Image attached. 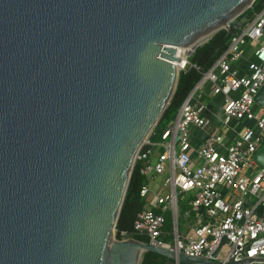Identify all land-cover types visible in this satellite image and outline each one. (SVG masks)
<instances>
[{
	"label": "water",
	"instance_id": "95a60500",
	"mask_svg": "<svg viewBox=\"0 0 264 264\" xmlns=\"http://www.w3.org/2000/svg\"><path fill=\"white\" fill-rule=\"evenodd\" d=\"M255 1L0 0V264L254 262L115 232L136 154L175 93L177 49L190 58ZM255 159L264 168V146Z\"/></svg>",
	"mask_w": 264,
	"mask_h": 264
},
{
	"label": "built area",
	"instance_id": "2783aa9c",
	"mask_svg": "<svg viewBox=\"0 0 264 264\" xmlns=\"http://www.w3.org/2000/svg\"><path fill=\"white\" fill-rule=\"evenodd\" d=\"M244 19L227 50L182 103L173 125L157 140L152 132L138 150L134 167L139 163L146 179L166 176L164 186L171 191L152 194L149 185H144L140 196L147 205L137 214L133 229L154 246L189 258L222 263L253 259L251 264H263L259 260L264 259V168L255 155L264 146V110L256 113L253 107L264 85V7L252 20ZM250 40L258 47L247 59L245 48ZM188 65L189 58L180 71ZM206 96H221L222 103L215 108L204 102ZM244 121L254 126L247 127ZM196 130L205 138L194 148ZM189 193L185 216L194 218V227L183 237L177 227L178 195L186 200ZM169 211L174 225L172 244L163 240L168 236L164 225ZM223 237L228 244L212 258ZM127 239L131 237L122 232L117 240Z\"/></svg>",
	"mask_w": 264,
	"mask_h": 264
},
{
	"label": "trees",
	"instance_id": "16d2710c",
	"mask_svg": "<svg viewBox=\"0 0 264 264\" xmlns=\"http://www.w3.org/2000/svg\"><path fill=\"white\" fill-rule=\"evenodd\" d=\"M264 7V0H256L251 8L245 11L241 16L235 19L228 30H221L216 33L207 43L196 48L193 55L189 58V65L185 71H180L177 87L172 100L165 110L161 120L154 130L152 138L157 140L162 132L168 128L175 119V116L194 89L196 84L201 80L203 75L207 73L217 62L220 56L227 50L232 37L238 33L236 27L246 18L252 20L254 16ZM197 67L198 69H196ZM140 164L137 163L133 169V173L129 182L125 200L122 206L120 217L116 226V238H121V233L125 232L129 237L143 243H149V239L145 234H136L133 229V224L139 212L144 210L147 201L140 196L141 189L148 184V180L141 175L139 171ZM180 196L178 195V206L180 211ZM188 206L183 205L182 211L186 212ZM164 230L168 234L165 238L172 240L170 235L173 231L171 213L165 214ZM179 221V219H178ZM179 227V224H178ZM170 261L161 255L148 252L143 255L141 264H169Z\"/></svg>",
	"mask_w": 264,
	"mask_h": 264
},
{
	"label": "rangeland",
	"instance_id": "374dc122",
	"mask_svg": "<svg viewBox=\"0 0 264 264\" xmlns=\"http://www.w3.org/2000/svg\"><path fill=\"white\" fill-rule=\"evenodd\" d=\"M249 44L252 45L254 48L258 47V44L256 42H254V41L250 40ZM252 52H253V48L248 51V53L246 54L245 58H249L251 56ZM209 91H210V88H209V85H208L206 87V93L209 94ZM207 102L209 104L214 103L215 104L214 106L217 107V106H219V104L222 103V98H221V96H217V97H213V98L211 97V98L207 99ZM263 110L264 109H262L261 107L259 108L258 106L253 107V111L256 112V113L257 112L261 113ZM172 125H173V123L169 127H171ZM243 125H245L247 127H253L254 123L250 122V121H244ZM196 131L199 132L198 130H196ZM147 180H149V182H150V180H152L151 181L152 182V186L155 187V191H159V188H160L161 192H164L165 194L170 193V191H171L170 188H168V187L167 188H162V185L165 182V178L163 176H154L153 178H150V179H147ZM191 196H192L191 193L186 194L185 195V199L186 200H182V198H181L182 196H180V211H179V222H178L179 223V229H178V232H179V234L181 236L185 232H187V230H186L187 228L185 229L184 225L192 226L191 221L193 222V220H194L191 217L185 216L184 212L182 211V206L183 205L188 206L187 202H188L189 199H191ZM169 213H171V211H169ZM173 230H174V226H173ZM115 239H117L116 238V232H115ZM163 240H164L165 243L172 244V240H168L165 237L163 238Z\"/></svg>",
	"mask_w": 264,
	"mask_h": 264
},
{
	"label": "crops",
	"instance_id": "0c3cea01",
	"mask_svg": "<svg viewBox=\"0 0 264 264\" xmlns=\"http://www.w3.org/2000/svg\"><path fill=\"white\" fill-rule=\"evenodd\" d=\"M245 20V19H244ZM252 48H254L252 45H248L246 48H245V57H246V54L248 53V51L250 50V49H252ZM251 57V56H250ZM249 57V58H250ZM249 58H247V59H249ZM208 96H206L203 100H204V102H206L207 104H209L208 102H207V99H209V98H207ZM210 105H215L214 103H212V104H210ZM215 107V106H214ZM216 108V107H215ZM204 138H205V135L202 133V132H197V131H194L193 132V139H192V145H193V147L194 148H197V147H199L200 146V144L203 142V140H204ZM165 179H166V176H163ZM152 180H150V182H149V180H148V185H149V187H150V189H151V192H152V194H165L164 192H161V189L159 188V191H155V187H153L152 186V182H151ZM162 188H167V187H165L164 186V183H163V185H162ZM169 188V187H168ZM167 213H169V212H167ZM171 216H172V214H171ZM192 219H194L193 217H191ZM178 219H179V217H178ZM179 222V221H178ZM191 223H192V226H186V225H184V228L187 230V232H185L182 236L183 237H186L187 235H189V234H191V232H192V229H193V227H194V220H193V222L191 221ZM172 224H173V216H172ZM179 224V223H178ZM174 226V225H173ZM178 227V226H177ZM178 229H179V227H178ZM179 233V232H178ZM171 263V262H170Z\"/></svg>",
	"mask_w": 264,
	"mask_h": 264
},
{
	"label": "bare ground",
	"instance_id": "6f19581e",
	"mask_svg": "<svg viewBox=\"0 0 264 264\" xmlns=\"http://www.w3.org/2000/svg\"><path fill=\"white\" fill-rule=\"evenodd\" d=\"M206 40H207V38L198 42V44L196 46L205 43ZM177 50H178L179 61L175 62V66H176L177 70H180L182 68V66L184 65L188 55L191 54V52L194 50V47H190L187 49L178 48Z\"/></svg>",
	"mask_w": 264,
	"mask_h": 264
}]
</instances>
